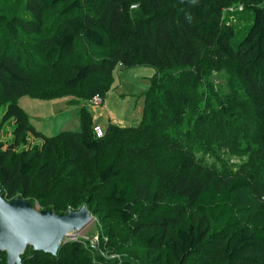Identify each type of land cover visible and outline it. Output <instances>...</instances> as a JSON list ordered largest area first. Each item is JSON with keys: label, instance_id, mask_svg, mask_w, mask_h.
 Returning <instances> with one entry per match:
<instances>
[{"label": "trees", "instance_id": "16d2710c", "mask_svg": "<svg viewBox=\"0 0 264 264\" xmlns=\"http://www.w3.org/2000/svg\"><path fill=\"white\" fill-rule=\"evenodd\" d=\"M87 2L94 6V13L84 12L83 0H31L22 7V15L12 17L7 9L3 11L0 102L6 107L0 127L5 122L14 123L16 129L15 140L7 149L0 137L2 194L5 190L9 198L21 195L23 199L37 195L40 211L52 210L60 215L67 213L69 205L64 202H69L70 193L81 185L73 200L90 204L93 197H100L109 212L146 250L158 252L153 264H188L191 259L200 264L206 258L218 264H264V225H245L242 219L243 215L253 214L251 192L264 184V177L251 176L245 170L252 166V161L234 175H218L197 159L199 150L214 152L216 144L225 151L238 152L243 132L249 141L257 140L250 123L244 131L230 123L239 122L240 118L252 122L251 114H259L254 110H264V0H137L141 10L134 11L129 18L126 10L137 8L130 4L132 0ZM230 5H241L253 16L241 37L225 20V8ZM59 8H63L60 18L45 16V11ZM50 24L53 25L48 28ZM20 29L29 37L31 33L40 37L45 57L66 59L85 39L102 50V58L74 63L70 76L60 87L35 91L33 76L22 68L14 53L15 35ZM118 66H149L155 70L150 89L143 94L140 126L110 124L105 136L97 138L92 117L85 108L79 111L83 123L80 132L66 131L47 137L28 123L19 105L21 98L72 95L78 100L86 99L83 94L89 92L91 99L107 96ZM214 72L235 77L239 92L231 89V94L222 96L210 83L215 106L204 107L199 103L203 96L198 93V86L210 82ZM69 90L80 93L75 96ZM189 119L193 122L191 127L186 123ZM132 134H139L152 145L148 153L153 149L160 154L178 151L173 158L178 173L171 178L167 193L144 170L143 163L138 176H134L126 173L123 160L105 152L110 142L123 147ZM29 135L40 139L43 146L33 156L28 151L18 154L16 149ZM253 145L259 156L264 155V147ZM128 152L143 151L139 148ZM251 170L259 172L257 168ZM65 174L74 186L68 192L70 195L62 198L65 190L60 184ZM85 178L91 180L87 183ZM36 182L39 186L34 188ZM91 182L95 184L89 185ZM87 190L93 191L92 198ZM258 210L253 224L261 216V207ZM23 264L134 263L96 260L85 242L71 240L64 242L57 256L29 249Z\"/></svg>", "mask_w": 264, "mask_h": 264}, {"label": "rangeland", "instance_id": "374dc122", "mask_svg": "<svg viewBox=\"0 0 264 264\" xmlns=\"http://www.w3.org/2000/svg\"><path fill=\"white\" fill-rule=\"evenodd\" d=\"M29 1L31 0H10L9 2L7 0H0V5L5 7L0 8V33L1 29H4L3 17L5 14L3 11L7 9L6 11L10 13L9 17H12L14 14L15 16L22 15V7H25V4ZM87 1L89 0H83L84 12L94 13L92 11L94 6H91ZM106 1L108 0H101V2ZM132 1L133 2L130 4L137 5V8L136 10H132V8L129 7L125 12L127 18L131 17L134 11L141 10L140 1ZM62 9L63 8H59L57 11L53 12L45 11V16L53 20L60 18V11ZM224 13L225 20L228 24L235 27L240 34L239 37L248 29L253 20L252 14L241 5H230L225 8ZM2 14H4V16H2ZM52 25L53 24H50L48 28ZM57 26H55L54 29H56ZM15 36V57L20 61L22 68L27 69L33 76L34 83L36 84L35 91H43L48 87L53 89L56 86L60 87L66 78L70 76V67L74 63L95 62L100 61L102 58V50L85 39H81L73 55L68 56L66 59L59 60L53 55L51 57H45V52L41 50L43 42L39 41L38 38L40 37L38 35L36 36V34L31 33L30 36L34 37L31 38L29 34H25L24 31L20 29ZM1 39L2 36L0 37V40ZM154 73L155 70L149 66H137L130 69L118 66L113 73L114 82L110 92L107 96L99 95V97L103 99V104L101 105L95 104L93 102L94 98H88L87 94L90 92L83 94L86 99L78 98V100L72 95H65L55 99L37 98L28 95L20 99L19 105L27 115L28 123L47 137H56L66 131H82L83 123L79 116L81 108H85L90 112L93 127L101 126L105 132L111 123L117 122L124 123L126 124L125 126L136 128L140 126L143 121V94L150 89V81ZM210 83L218 88L222 96L231 94V89L239 90V84L235 77H232L226 72H214L210 82L207 81V83L204 82L198 86V93L203 96V101L199 103L204 107L215 106L213 91L209 87ZM70 92L76 96V94L80 93V90H69L68 93ZM4 107H6L5 104L0 102V122L4 114ZM254 111H257L259 114H251L253 119L252 122L240 118L239 122L232 121L230 124L233 123V128L238 131H244L245 127L250 123L249 125L252 127V130H254V136L257 137V140L249 141L248 136L243 132L238 141V145L241 147L238 152L225 151L223 147L216 144L214 152H207L206 149L199 150L197 152V159H200L203 165L208 169H212L213 173L218 175L223 172L234 175L241 167L243 168L249 161H252V166L245 170H249L251 176L256 175L259 178L264 177V155L262 154L259 156L258 150L255 149L253 145L264 147V110L260 111L259 109ZM186 123L191 127V123L193 122L189 119V121L186 120ZM0 128L2 129L0 131L1 141L4 143L5 149H7L15 140L13 131L16 129V125L14 123L5 122ZM42 146L43 143L40 139L29 135L25 137L24 141L21 142V146L16 150H19L18 154L28 151V154L33 156L34 152ZM151 146L152 145L143 140L139 134H132L127 137V140L123 143V147L113 145L110 142L109 145L106 146L105 152L114 158L123 160L126 173L134 176H138V172L142 170L144 164L146 166L144 170H146V172L154 178L155 183L167 193L171 178L178 173V170L176 172V164L173 163V158L177 156L178 151L173 150V152L170 151L167 154H160L158 153L159 151L153 149L152 153H148L147 150ZM139 148H141L143 152H133L138 151ZM129 150L135 154L129 153ZM92 163L95 166L96 159L95 161L93 160ZM84 168L85 173L91 172V167L88 166V172L87 167ZM253 168H257L259 172L254 173L251 170ZM71 170L72 169L66 171L70 172ZM80 175L82 178L85 177L81 173ZM87 180L91 179L88 178L85 181L87 182ZM61 181L60 188L64 187L62 189L65 190L62 192V198H65L69 194L70 188L74 186V183L70 181L66 174L61 178ZM38 183L39 182H36L33 187H38ZM94 184L95 183L89 185L93 186ZM80 186H75V191L70 193L72 199H70L69 202H64V200L62 202H64L65 206L69 205L67 207V213L70 211H78L82 208V205H86L85 207H87L92 214L93 219L81 231L74 232L67 237L66 242L71 240L85 242L87 247L93 252V258L96 260L108 261L110 263L116 261L119 263L127 260L134 264H153L156 261L158 252L146 250L140 241L128 232V229L121 221L109 212L105 203L100 200V197H93L94 199L91 200L90 204H78L73 200L74 193L83 187L81 186L80 188ZM89 192H91V190L87 192V195L92 198L93 191L91 193ZM3 195H6L5 199L9 203L20 198L27 202L32 201L35 207L30 202L31 205L38 211L42 209L39 201L36 199L37 195H32L28 199H23L21 195L9 198L5 190H3ZM246 195H249V193L246 192ZM251 195L253 196V214L243 215V222L245 225L250 226H257L258 223L264 225V208H262V206H264V184L256 186L252 190ZM258 207H261V216L258 221H256V224H253L255 221L254 219H257ZM209 259L210 258H206L203 262H200V264H218ZM194 263L198 262L195 259H191L188 264ZM0 264H7L6 254L0 253Z\"/></svg>", "mask_w": 264, "mask_h": 264}, {"label": "water", "instance_id": "95a60500", "mask_svg": "<svg viewBox=\"0 0 264 264\" xmlns=\"http://www.w3.org/2000/svg\"><path fill=\"white\" fill-rule=\"evenodd\" d=\"M0 188V252L7 264H23L29 249L57 256L66 238L85 228L93 219L87 207L67 214L38 211L20 198L8 202Z\"/></svg>", "mask_w": 264, "mask_h": 264}, {"label": "built area", "instance_id": "2783aa9c", "mask_svg": "<svg viewBox=\"0 0 264 264\" xmlns=\"http://www.w3.org/2000/svg\"><path fill=\"white\" fill-rule=\"evenodd\" d=\"M93 100H94L93 102L97 105L103 104V99L99 96L94 97ZM94 132L97 138H103L106 134V132L103 130L101 126H95Z\"/></svg>", "mask_w": 264, "mask_h": 264}, {"label": "crops", "instance_id": "0c3cea01", "mask_svg": "<svg viewBox=\"0 0 264 264\" xmlns=\"http://www.w3.org/2000/svg\"><path fill=\"white\" fill-rule=\"evenodd\" d=\"M143 110H144V109H143ZM111 124H118V125H120V126L126 127V126H125L126 124H124V123H120V122H117V123H111Z\"/></svg>", "mask_w": 264, "mask_h": 264}]
</instances>
